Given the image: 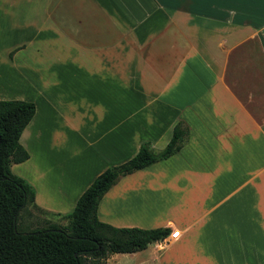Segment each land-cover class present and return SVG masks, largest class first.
<instances>
[{"label": "crops", "instance_id": "0c3cea01", "mask_svg": "<svg viewBox=\"0 0 264 264\" xmlns=\"http://www.w3.org/2000/svg\"><path fill=\"white\" fill-rule=\"evenodd\" d=\"M0 26L13 31L0 98L34 103L18 138L29 155L10 169L37 207L70 211L96 174L142 140L164 147L183 119L177 152L96 205L109 224L178 235L106 260L264 264V0H0Z\"/></svg>", "mask_w": 264, "mask_h": 264}, {"label": "trees", "instance_id": "16d2710c", "mask_svg": "<svg viewBox=\"0 0 264 264\" xmlns=\"http://www.w3.org/2000/svg\"><path fill=\"white\" fill-rule=\"evenodd\" d=\"M33 111L30 100L0 98V264H107L113 252L131 253L166 237L168 226L125 227L101 221L96 216V205L120 176L177 152L188 134L183 119L173 124L164 147L155 149L148 140H142L131 158L96 174L70 211L54 214L63 217L64 222L44 220L21 229V211L28 204L36 206L34 188L13 173L10 165L29 155L18 138Z\"/></svg>", "mask_w": 264, "mask_h": 264}, {"label": "rangeland", "instance_id": "374dc122", "mask_svg": "<svg viewBox=\"0 0 264 264\" xmlns=\"http://www.w3.org/2000/svg\"><path fill=\"white\" fill-rule=\"evenodd\" d=\"M1 25H2V23H1ZM12 32L13 31H11V28H8L7 30H2L0 28V34H2L3 36H5V34H11ZM14 32H18V30H14ZM1 45H2V43L0 44V46ZM26 83H28V80L26 82V80L21 79V81H19L17 84H15V87H17L19 90L21 87H23V88L26 87V89H27ZM252 112L255 115H257L259 118H262V116H263L257 109L252 110ZM44 220H52V222H57V223L58 222L62 223L65 221L63 217L56 216L51 212L45 211V210L38 208L32 204H28L26 206V208L21 211V214L19 216V223H20L19 226L21 229L22 228L27 229V228L34 227L38 224L43 223ZM117 260L120 262L121 261L126 262L127 259H125V257H119ZM106 261H107V264H110L108 260H106ZM112 261L114 262L115 260H112Z\"/></svg>", "mask_w": 264, "mask_h": 264}, {"label": "built area", "instance_id": "2783aa9c", "mask_svg": "<svg viewBox=\"0 0 264 264\" xmlns=\"http://www.w3.org/2000/svg\"><path fill=\"white\" fill-rule=\"evenodd\" d=\"M178 232H179L178 229H174V230L170 231V234L172 237H175L176 235H178Z\"/></svg>", "mask_w": 264, "mask_h": 264}]
</instances>
